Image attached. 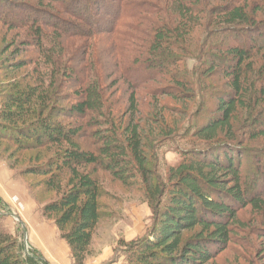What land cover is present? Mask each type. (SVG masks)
<instances>
[{
    "label": "rangeland",
    "instance_id": "1",
    "mask_svg": "<svg viewBox=\"0 0 264 264\" xmlns=\"http://www.w3.org/2000/svg\"><path fill=\"white\" fill-rule=\"evenodd\" d=\"M65 1L0 0V16L4 14V19L12 21L19 17L17 14L20 12L35 9L43 18L53 20L61 17L74 21L76 18L69 13L70 6ZM131 1H139L144 7L143 1H148L147 4L154 5L158 11L127 19V24L118 30V36L102 33L88 37L77 33L57 39V29L44 25L43 31L54 37L50 48L46 44L44 49L37 46L35 30L23 26L25 22L17 20L9 25L0 21V110L10 95L27 93L38 86V94L48 93L50 97V110L42 109L45 117L65 124L75 123V126L84 124L87 136L79 142L84 149L97 151L102 145L101 135L105 134L104 130H109L107 127L112 123L118 134H122L131 115L128 107L133 95L137 101L134 123L140 126L152 171L151 179L156 184L161 179L167 181L170 167L182 160L185 151L202 146L203 141L194 133L206 121L208 113L217 112L214 95L230 89V78L223 73L225 67L217 66L214 72L207 74L211 65L207 52L212 51L222 39L233 42L231 33H220L218 25L222 18L216 19L214 14L219 6L236 0ZM15 4L24 6L17 9ZM257 17L262 20L264 14L258 13ZM156 34H162L166 43L161 49L165 51L164 59H174V62L167 63L165 70L159 69L149 80L151 71L146 67L147 61L155 58L150 47ZM125 38L122 43L120 40ZM155 59L158 61L159 58ZM124 65L132 66L129 70L134 74L127 75L135 82L136 88L123 76ZM89 86L97 87L101 93L105 101L101 110L105 112L104 116L93 111L86 120H76L60 117L56 111H51L52 106L69 108L79 100L80 92L88 96ZM42 95L46 97V94ZM248 113L245 106L238 107L233 126L236 139L241 141L237 150L244 163L245 183L252 187L255 169L264 165V137L250 136ZM99 130L101 133L98 135ZM65 146L24 151L7 140H0V168L13 175V181L22 193L24 189L28 193L33 220V223L26 220L17 208L0 197V247H6V254L25 260L38 251L35 254L47 260L41 247L48 234H55L56 239L66 244L55 225V217L43 213L44 204L58 198L59 193L49 190L47 177L24 174L27 168L46 163L60 154ZM81 171L89 172L102 191L99 199L102 216L94 231L87 263L124 264L127 249L133 242L151 234L157 222L148 193L149 185L141 179L135 185L123 184L110 172L95 166L84 167ZM260 172L263 176L257 193L264 201V169ZM69 175L65 172L55 185L66 190ZM234 206L236 216L231 227V240L226 247H212L213 257L205 264H264V208L256 209L251 204ZM199 231L200 228H196L185 232L184 237L189 238Z\"/></svg>",
    "mask_w": 264,
    "mask_h": 264
},
{
    "label": "trees",
    "instance_id": "2",
    "mask_svg": "<svg viewBox=\"0 0 264 264\" xmlns=\"http://www.w3.org/2000/svg\"><path fill=\"white\" fill-rule=\"evenodd\" d=\"M67 1L69 13L77 20L43 18L30 7L34 10L20 12L13 22L4 19V14L0 16V21L9 25L17 20L25 22L23 26L35 30L37 46L44 49L46 44L50 48V41L54 38L43 31L44 25L57 29V39L77 33L88 37L102 33L115 36L127 24V19L156 14L158 11L153 8L154 5L149 6L148 1H143L145 7L139 1L131 0ZM15 5L17 9L24 6ZM216 10V19L222 18L218 25L220 33H231L233 42L231 39L220 40L213 47L218 49L216 52L219 55L214 49L207 52V58L211 59L207 74L214 72L217 66L225 67L223 73L230 78V89L214 95L217 112L208 113L206 121L194 133L203 141L202 146L185 151L182 160L170 167L167 181L161 179L155 184L151 179L152 171L140 126L134 123L135 96L130 97L128 108L131 115L122 134H118L112 123L107 127L109 130H104L105 134L101 135L102 145L97 151H88L79 142L87 136L84 124L75 126V123L65 124L45 117V110L51 108L50 97L48 93L38 94V86L27 93L7 97L6 104L0 110V140H7L24 151L67 145L60 154L46 163L27 168L24 174L47 177L46 186L59 193L58 198L44 204L43 213L55 217L60 237L70 249L72 264L87 263L94 231L102 216L99 201L101 187L89 172L81 171L84 167H99L126 185H135L140 179L149 185L148 193L157 222L151 234L133 242L131 248L127 249L124 264H205L213 257L212 247H226L231 240L235 204L264 208V201L257 193L263 176L260 170L263 171L264 165L255 169L252 187L247 186L242 155L237 150V147H241V141L236 139L233 126L238 107L245 106L249 111L250 136L264 137V18L260 20L257 17L258 13L264 14V0H253L251 5L250 0H236ZM124 40L126 38L120 41L123 43ZM165 44L162 34H156L150 51L159 59L147 61L146 68L151 71L149 80L167 63L174 62V59H164L165 51L161 49ZM53 62L57 67L56 61ZM130 67L124 65L122 73L128 83L136 88L135 82L127 75L134 74ZM88 89V96L80 92L79 100L69 108L52 106L51 111H56L60 117L76 120H86L93 111L104 116L105 112L101 110L105 107V101L101 93L97 87L89 86ZM42 94H46V97ZM97 133L99 135L101 130ZM65 172L70 175L67 188L63 191L61 186L55 184ZM196 228H200L198 233L184 237L185 232ZM5 248L0 247V264H50L35 254L38 251L22 260L8 252L6 254Z\"/></svg>",
    "mask_w": 264,
    "mask_h": 264
},
{
    "label": "crops",
    "instance_id": "3",
    "mask_svg": "<svg viewBox=\"0 0 264 264\" xmlns=\"http://www.w3.org/2000/svg\"><path fill=\"white\" fill-rule=\"evenodd\" d=\"M12 181L13 175L6 169L0 168V197L10 203L13 208H17L26 220L32 222L29 195L25 189L22 193L19 185ZM42 232L44 233L43 230ZM44 241L45 244L41 248L47 260L52 264H72L70 249L63 241L56 239L55 234H48L47 240Z\"/></svg>",
    "mask_w": 264,
    "mask_h": 264
}]
</instances>
